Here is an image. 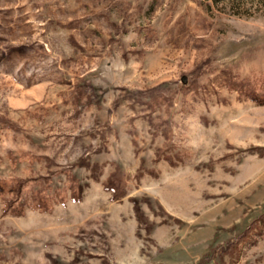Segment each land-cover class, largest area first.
I'll return each mask as SVG.
<instances>
[{
    "label": "rangeland",
    "instance_id": "374dc122",
    "mask_svg": "<svg viewBox=\"0 0 264 264\" xmlns=\"http://www.w3.org/2000/svg\"><path fill=\"white\" fill-rule=\"evenodd\" d=\"M0 264H264V0H0Z\"/></svg>",
    "mask_w": 264,
    "mask_h": 264
},
{
    "label": "crops",
    "instance_id": "0c3cea01",
    "mask_svg": "<svg viewBox=\"0 0 264 264\" xmlns=\"http://www.w3.org/2000/svg\"><path fill=\"white\" fill-rule=\"evenodd\" d=\"M67 30V29H66ZM63 29H62V34H63ZM70 31H72V36H73V28H71L70 29ZM69 32V31H68ZM68 38V39H67ZM61 40H64V41H68V40H71V37L69 36V34H68V36H65L64 34L62 35V37H61Z\"/></svg>",
    "mask_w": 264,
    "mask_h": 264
},
{
    "label": "water",
    "instance_id": "95a60500",
    "mask_svg": "<svg viewBox=\"0 0 264 264\" xmlns=\"http://www.w3.org/2000/svg\"><path fill=\"white\" fill-rule=\"evenodd\" d=\"M183 80H185V79H183Z\"/></svg>",
    "mask_w": 264,
    "mask_h": 264
}]
</instances>
